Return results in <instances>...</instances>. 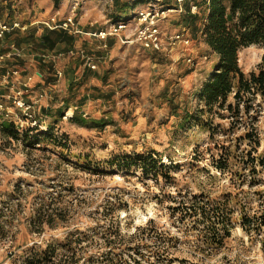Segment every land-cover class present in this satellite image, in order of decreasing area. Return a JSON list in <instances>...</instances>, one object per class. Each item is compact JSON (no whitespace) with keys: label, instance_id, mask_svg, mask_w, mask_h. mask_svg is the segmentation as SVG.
<instances>
[{"label":"rangeland","instance_id":"obj_1","mask_svg":"<svg viewBox=\"0 0 264 264\" xmlns=\"http://www.w3.org/2000/svg\"><path fill=\"white\" fill-rule=\"evenodd\" d=\"M171 2L172 10H166V16L159 20L162 31L177 32L189 27L194 39L188 46L180 44L164 54L132 40L138 25L137 12L146 7L140 0H61L58 8L53 0H0V12L6 19H17L26 26L0 43L7 41L8 45L16 43L23 48L26 81L32 76L27 87L13 83L9 89V78L4 81L0 73V89L6 90L0 91L1 111L20 128L28 126L30 120L24 119L23 109L14 100L21 96V90L42 130L52 125L56 136L68 135L64 148L47 141L35 147L19 141L10 148H0V209L7 215L16 213L8 236L0 234V264H24L27 258L40 255L39 247L44 249L50 242L61 244L67 233L76 229L91 236L76 246L95 252L94 261L99 264V229L103 230L99 226L111 224L112 217L104 216L110 210L115 212L123 232L133 231L148 219L169 229L180 245V250H171L172 255L187 259V264H264V235L250 237L238 223L240 209L244 211L242 204L247 214L261 210L264 185L251 188L244 184L235 190L229 175L220 174L206 160L193 162L197 147L202 150L207 145L208 133L200 126L179 125V114L186 107L193 110L199 105L196 92L211 73L215 57L196 30L203 20L199 18L191 26L183 20L188 9L192 14H202V0ZM47 12V17H42ZM69 16H74L83 31L81 35L51 28ZM118 17L128 18L124 20L128 27L119 35L108 36L106 48H102L100 38L86 33L106 29ZM45 30L67 32L74 43L58 41L54 51L40 42ZM81 44L99 58L98 68L83 75L86 66H81L82 60L65 55L68 49ZM44 53L50 55V60L41 58ZM263 54L264 48L258 44L243 48L239 53L243 70H256ZM190 55L193 62L187 61ZM35 69L43 76H38ZM64 101H68L72 112L79 107L85 119L105 118L111 123L103 129L79 126L69 121L68 110L62 120L54 123L56 110ZM48 107L52 108L51 115L45 111ZM151 150H157L166 164L171 158L180 165L171 172L175 176L172 182L162 177L157 181L136 167L120 170L109 162L112 153L134 155ZM234 178L238 180V176ZM16 184L21 185L22 192H14ZM200 192L217 198H223V192H239L235 226L220 249L198 251L199 227L193 228L190 219L180 221L178 215L170 216V194L184 198ZM55 202L70 209L69 222L57 228L45 226L42 234L32 231L41 204L52 211ZM0 222L4 224L6 218L1 217ZM64 251L59 247L57 252Z\"/></svg>","mask_w":264,"mask_h":264},{"label":"trees","instance_id":"obj_2","mask_svg":"<svg viewBox=\"0 0 264 264\" xmlns=\"http://www.w3.org/2000/svg\"><path fill=\"white\" fill-rule=\"evenodd\" d=\"M60 1L53 0L56 8ZM202 5L200 16L192 14L188 9L183 20L189 26L199 18L203 20L202 26L196 30H199L203 41L217 58L208 78L196 92L199 105L193 110L186 107L179 114V125L182 128L200 126L208 133L207 145L202 150L197 147L192 157L193 162L208 161L214 170L230 176L231 187L235 190L242 188L244 184L251 188L264 185V129H261V124L264 126V54L257 69L249 72L243 70L239 58L240 51L250 45L258 44L264 48V0H202ZM125 19L128 18L118 17L117 22ZM41 37V44L50 49H55L58 41L64 40L70 45L74 43V38L62 31L45 30ZM70 107L68 101H64L56 110L54 123L62 120ZM45 111L52 114L51 107ZM68 118L70 122L88 128L103 129L111 123L105 118L85 119L79 113V107H75L73 115ZM24 119L27 120L26 116ZM67 138L66 133H62L61 137L56 136L52 125L46 130L30 124L20 128L14 119L0 111L2 150L19 141L31 147L47 141L64 148ZM112 155L109 160L112 167L117 166L118 169L127 171L136 167L143 175L151 176L157 181L162 177L172 182L175 176L171 172L180 167L171 158L170 164H166L157 150L134 155L124 152ZM235 176H238V180H235ZM16 191L22 192L20 184L15 185L14 192ZM262 192L264 194V190ZM221 195L223 198L211 197L206 192L186 195L184 198H178L175 194L169 195L172 204L167 207L171 218L178 215L180 221L190 219L193 228L199 227L198 251L220 249L232 234L239 192H223ZM262 203L261 210L253 215L247 214L246 208L241 205L244 211L240 209L238 223L250 237L254 234L264 235V201ZM50 209L52 211L45 210L41 204L33 220L32 231L42 234L45 226L57 228L60 223L69 222V208L55 202ZM15 216V212L7 215L0 209V218H6L4 224L0 222L2 236H8ZM104 216L112 218L107 227L99 226L103 229H99V264L189 262L185 258L172 255L171 250H180L179 238L169 229L157 226L153 219L136 226L133 231L123 232L113 210L104 213ZM89 237L91 236L88 232L71 230L61 244L50 242L44 249L39 247L40 255L27 258L24 264H79L82 259L84 261L81 264H97L94 261L95 252L76 246ZM59 247L65 248V251L57 252Z\"/></svg>","mask_w":264,"mask_h":264},{"label":"built area","instance_id":"obj_3","mask_svg":"<svg viewBox=\"0 0 264 264\" xmlns=\"http://www.w3.org/2000/svg\"><path fill=\"white\" fill-rule=\"evenodd\" d=\"M139 1V0H133ZM143 5L146 7L138 10V25L136 31L133 33V38L135 42L139 43L142 47L148 50H152L159 53L168 54L169 51L174 50L180 44L188 46L193 43V36L189 33V27L183 28L180 31L175 32H163L161 25H159V20L163 19L166 15V10H172L171 6L173 5L171 0H140ZM177 4H183L185 0H172ZM170 4V5H169ZM168 6V7H166ZM196 9V6H193V11ZM54 21V18H52ZM133 23V22H132ZM51 27V26H50ZM128 25L124 21L115 22L112 26H109L106 29L96 30L94 32H86L91 35L97 36L100 38L102 48L107 47L108 36L119 35L120 31L126 29ZM53 29L60 28L68 31L74 36H79L83 33L81 28L75 22L74 16L67 17L60 24H54ZM17 29H26V26L22 25L21 22L17 19L9 20L6 19L3 13L0 12V40H3L8 34L15 33ZM188 31V32H187ZM61 54V53H60ZM65 55L71 58H80L83 62V65L89 67L90 69L98 68L99 58L95 55L90 54L87 49L81 44L79 46H74L73 48L68 49L65 52ZM12 58L17 59H26L25 52L22 47L17 46L16 43L7 45L0 51V68L3 67L4 63ZM41 58L44 61L50 60V55L41 54ZM206 58V57H205ZM187 61L193 62L194 57L190 55L187 58ZM27 70V69H26ZM58 75H61V72H57ZM12 75L14 73H11ZM39 74V73H38ZM39 76H43L39 74ZM10 78V75H6L4 80ZM32 76H28L27 81L24 85L27 87V83L31 80ZM22 91L18 92V96L14 97V100L17 102L18 107L23 109L24 115L27 120H30L31 126H41L38 120L34 117L33 112H31V105H27L22 98ZM3 109V104L0 102V111ZM2 112V111H1Z\"/></svg>","mask_w":264,"mask_h":264},{"label":"crops","instance_id":"obj_4","mask_svg":"<svg viewBox=\"0 0 264 264\" xmlns=\"http://www.w3.org/2000/svg\"><path fill=\"white\" fill-rule=\"evenodd\" d=\"M47 15H48V12L46 13V14H43V16L42 17H47ZM41 17V18H42ZM12 35H14L15 36V34H12ZM201 37V36H200ZM201 39H202V41H203V38L201 37ZM203 43H204V45H205V47L207 48V49H209V50H211L206 44H205V42L203 41ZM8 45V43H7V41L6 42H4V43H0V51H2L3 50V48L4 47H6ZM58 46H56V48H57ZM55 48V49H56ZM55 49H54V51H55ZM212 51V50H211ZM30 52V51H29ZM212 53H213V55H214V57H215V60H216V55H215V53L212 51ZM30 54V53H29ZM95 57H98L97 55H95ZM82 67H84V65L82 64L81 65ZM27 69V58L26 59H24V60H22V59H17V58H12V59H9V60H7L5 63H4V65H3V67L2 68H0V73H1V77H3V78H5V76L6 75H10V78H9V81H7V84H8V86H7V88H9V89H11L12 88V85H14V84H16V85H18V84H20L21 85V87L22 86H24V83H25V81H26V76H27V74L25 73V71H27L26 70ZM35 71V73L39 76V74H41V72L39 71V70H37V69H35L34 70ZM83 72H82V75L85 73V74H87V73H89V72H91V69L89 68V67H85L84 68V70H82ZM11 73H14L13 75L11 74ZM39 73V74H38ZM81 75V76H82ZM80 76V77H81ZM15 77V78H14ZM4 81H6V80H4ZM14 83V84H13ZM2 89V92L3 91H6V90H4V88H1ZM1 89H0V91H1ZM2 96H4L3 94H2Z\"/></svg>","mask_w":264,"mask_h":264},{"label":"bare ground","instance_id":"obj_5","mask_svg":"<svg viewBox=\"0 0 264 264\" xmlns=\"http://www.w3.org/2000/svg\"><path fill=\"white\" fill-rule=\"evenodd\" d=\"M73 115V112H72V110H68V113H67V117H70V116H72Z\"/></svg>","mask_w":264,"mask_h":264}]
</instances>
